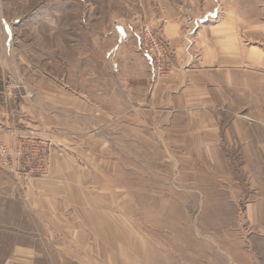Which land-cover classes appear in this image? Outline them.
I'll return each mask as SVG.
<instances>
[{
    "label": "rangeland",
    "instance_id": "rangeland-1",
    "mask_svg": "<svg viewBox=\"0 0 264 264\" xmlns=\"http://www.w3.org/2000/svg\"><path fill=\"white\" fill-rule=\"evenodd\" d=\"M2 2L5 5V15L0 13L3 48L10 53L12 36L20 54L11 63L12 66L15 63L17 73L7 74L4 82V88L11 84L12 95L25 90L26 79L38 83L41 66L47 64L50 83L56 84L59 78L66 88L72 86L76 77L82 82H88L91 77L90 81L97 83L112 80V75L115 81H140L139 69L129 58L108 64L107 59L98 55L78 58L71 49H66L64 58H58L57 43L80 40L83 45L88 36L82 32L85 29L95 30L98 39L105 31L116 39L118 29L123 28L130 38L128 45L136 49V41L141 40V25L152 16L181 17L197 12L192 7L179 9L185 0H0ZM169 4L173 8L166 9ZM204 6L212 7L205 13V19L215 21L235 10L246 21L264 28V0H205ZM262 31L257 28L255 44L264 50ZM247 34L254 36L252 32L247 31ZM45 48H49V59L44 58ZM136 50L143 55L140 47ZM138 56L140 60V54ZM76 66H80V74H76V70L74 73ZM22 68L25 74L19 73ZM256 73V79L246 74V81L257 83V106L255 99L250 102L249 94L254 91L243 84L242 74L237 75L240 80L234 84L236 87L221 91L224 107L217 106L220 94L212 89L210 96L215 106L208 109L203 104H195L197 107L188 111L191 117H168L164 115L168 107H159L160 116L139 117V112L138 117H128L127 128L121 133L115 132L121 129L120 119L113 117L112 141L118 148V153H113L117 160L116 177L127 181L132 188L140 184V195L129 203L124 225L104 227L106 233L85 226V232L69 234L56 232L51 225L49 232L42 233L36 226L32 232L23 231L25 222L20 203H26L29 196L21 191L29 187L32 179L48 173L51 144L49 139L33 132L20 136L13 151L0 141L11 165L9 168L7 163L0 162V166L21 173L25 179L18 185L21 198L16 207L17 231L0 235V264H229L222 243L232 241L231 232L240 229L247 233L243 237L251 238L250 242L264 255V234H256L264 227V216L256 219L246 215L243 206L248 198L232 200V197L238 199L241 193L234 188L238 180L244 181L246 187L250 185L242 189L252 193L251 199L256 197L255 188L264 182V153H258L253 147L242 151L239 146L237 149L224 147H228L233 138L238 143L239 132L247 138L259 131L257 123L249 117L255 110L257 117L264 114V62L256 68ZM201 78L209 79L207 75ZM212 80L216 82L215 77ZM181 112H184L183 107H177V113ZM259 124L264 125V122ZM103 125L98 120L96 134L105 131ZM224 132L228 144H225ZM38 152L42 157L37 155L32 159ZM31 160L35 169L27 176L23 166ZM243 162L248 163L249 169L240 172L238 167ZM112 212L121 214L117 209ZM73 214L77 215L74 218H81L80 214ZM37 222L39 220H34ZM14 244L29 248L18 247L13 251Z\"/></svg>",
    "mask_w": 264,
    "mask_h": 264
},
{
    "label": "crops",
    "instance_id": "crops-1",
    "mask_svg": "<svg viewBox=\"0 0 264 264\" xmlns=\"http://www.w3.org/2000/svg\"><path fill=\"white\" fill-rule=\"evenodd\" d=\"M204 1L185 0L184 6H179V9L185 10L192 7L196 13H185L181 17L158 14L146 21L157 27L159 36L167 45L174 64L172 75L170 73L156 79L142 41L139 43L135 40V47H140L143 55L132 45H128L130 38L123 28L118 29L119 35L116 39L106 31L98 39L95 30L85 29L82 31L84 34L88 33L85 44L82 45L80 40L67 41V44L64 40L57 43L58 58L65 57L66 49L76 52L75 56L78 58L102 56L107 59L108 64L121 62L123 57L129 58L139 69L140 81L137 82L115 81L113 75L112 80L103 83L91 82V77L88 82H82L76 77L72 86L66 88V84L59 78L56 84L50 83L47 64L41 66L42 76L38 83L26 79L25 90L8 97L4 82L7 74L17 73L15 63L13 66L11 63L12 60L16 61L20 54L12 36L9 39L12 56L3 48L4 38L0 29V141L13 151L20 136L33 132L41 138L49 139L51 144L48 173L32 179L29 187L21 191L29 196L23 205L18 199L21 198L18 185H22L25 179L21 177V173L19 175L16 171L10 172L0 166V219L8 218L0 220V235L16 233L18 202L25 222L23 231L29 229L32 232L36 226L42 233L49 232L48 226L51 225L54 231H65L69 234H81L85 232V226L91 229L99 228L106 233L104 227L124 225L123 220L128 218L129 203L134 202L140 195V184L132 188L127 181L116 177L117 160L114 159L113 153H118V148L112 141L113 117L120 119L121 129L115 131L118 133L127 128L128 117H138L136 114L139 112V117L160 116L159 107H168L164 112L168 117H191L188 111L197 107L195 104H203L208 109L212 105L215 106L210 96L212 89H216L220 94V99L216 101L217 106L224 107L225 100L221 91L236 87L234 84L240 80L242 74L245 80L242 81L243 84L250 91H254L249 94L250 102L255 99L256 104L257 83L246 81V74L250 78L252 74V78L256 79V68L264 62V50L255 44L257 28L263 29V37L264 28L246 21L239 11L235 10L221 15L215 21L205 19V13L212 10V7L206 8ZM171 8V4L166 7ZM4 10L5 5L2 2V15H5ZM1 18L0 15V27ZM247 31L254 33V36L247 34ZM72 33H75V30ZM44 51V58L49 59V48ZM31 70L26 68L30 73L33 72ZM75 70L76 74H80V66L73 69L74 73ZM60 71L58 67V73ZM88 72L91 74L90 69ZM19 73L25 74L24 69ZM109 73L112 74L111 68ZM199 74L207 75L209 79L203 80ZM214 77L216 82L212 80ZM178 78L180 80L177 81ZM200 95L202 98L206 96L207 99L204 101ZM177 107H183L184 112L178 114ZM256 111L250 112L254 119L253 116L249 119L257 123L255 126L259 131L247 138L239 132L238 143L233 138L225 148L237 149L239 146L242 151L243 148L253 147L258 153H264V125L259 124L264 122V114L257 117ZM98 120L105 128L100 135L95 131ZM223 138L225 144H228L225 132ZM241 164L238 167L240 172L249 169L247 162ZM14 169L17 170L16 162ZM236 182L234 188L239 189L242 195L239 194L238 199L232 197V200L235 202L248 198L249 201H245L243 206L246 215L256 219L263 217L264 182L255 188L254 199H251V192H244V181ZM114 209L119 210L121 214H113ZM75 212L80 214V219L74 218L77 216L73 214ZM36 219L39 222L34 223ZM231 234L232 241L222 243L230 259L229 264H264L263 252L250 242L251 238L246 240L243 237L247 234L245 230L240 229ZM256 234H264V227ZM18 247L29 248L14 244L12 250L15 251Z\"/></svg>",
    "mask_w": 264,
    "mask_h": 264
},
{
    "label": "built area",
    "instance_id": "built-area-1",
    "mask_svg": "<svg viewBox=\"0 0 264 264\" xmlns=\"http://www.w3.org/2000/svg\"><path fill=\"white\" fill-rule=\"evenodd\" d=\"M141 41L143 43L145 52L150 59L153 76L157 79L161 76L170 74L174 69V64L169 55L167 45L164 40L159 36L156 27L150 23L141 25ZM8 97L12 96L11 84L5 88ZM42 157L41 153H35L32 159L36 156ZM0 162L7 163L10 168V162L6 159V148L0 146ZM32 160L26 161L23 166L25 174L29 176L34 172Z\"/></svg>",
    "mask_w": 264,
    "mask_h": 264
}]
</instances>
